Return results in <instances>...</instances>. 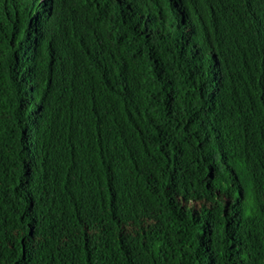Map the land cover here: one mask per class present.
<instances>
[{"label":"trees","instance_id":"1","mask_svg":"<svg viewBox=\"0 0 264 264\" xmlns=\"http://www.w3.org/2000/svg\"><path fill=\"white\" fill-rule=\"evenodd\" d=\"M0 264H264V0H0Z\"/></svg>","mask_w":264,"mask_h":264}]
</instances>
